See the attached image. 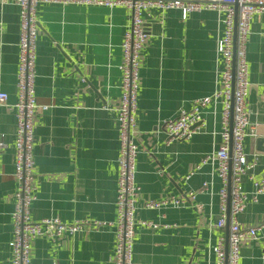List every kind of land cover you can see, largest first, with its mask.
Returning a JSON list of instances; mask_svg holds the SVG:
<instances>
[{"label": "crops", "instance_id": "1", "mask_svg": "<svg viewBox=\"0 0 264 264\" xmlns=\"http://www.w3.org/2000/svg\"><path fill=\"white\" fill-rule=\"evenodd\" d=\"M36 15L34 93L48 108L35 116L30 217L90 223L72 236L34 238L30 264H113L119 154L114 108L129 14L123 6L41 3ZM144 20L148 39L141 52L133 134L140 188L135 219L158 226H136L132 264H215L214 247L220 237L226 239L228 227L216 226L222 186L216 161L203 158L221 142L223 96L203 107L200 128L188 139L168 142L162 123L218 86L219 12L201 9L184 18L179 8H151ZM18 39L19 8L0 0V91L8 95V106H0V264H11L16 119L9 105L17 97ZM246 63L247 130L253 126L255 136L244 139V151L254 162L242 181L247 199L237 218L244 228L264 223V192L253 199V180L264 176V150L257 148V138L264 137V14L250 20ZM191 191L195 198L187 205L146 206L169 196L189 198ZM263 253L264 227L242 243L238 264H264Z\"/></svg>", "mask_w": 264, "mask_h": 264}, {"label": "built area", "instance_id": "2", "mask_svg": "<svg viewBox=\"0 0 264 264\" xmlns=\"http://www.w3.org/2000/svg\"><path fill=\"white\" fill-rule=\"evenodd\" d=\"M14 3L19 8L18 65L16 72L17 97L9 105L16 119L14 132V209L12 211L13 233L8 242L11 251V264H30L31 242L44 235L60 239L64 234L74 235L87 226L90 221L64 223L58 218H44L33 221L30 217V205L34 195V159L33 134L35 116L38 110H46L48 105H39L34 93L35 58L37 39V6L41 3L56 4H96L107 7L123 6L129 14V25L121 43L122 61L120 98L115 110L118 129L119 154L116 177V218L115 246L111 260L113 264H132V247L136 235V226L156 228L152 221H136V202L140 188L135 182V158L138 146L134 141L136 109L139 89V65L142 49L148 39L144 15L151 8H179L182 17L189 12L201 9H215L219 12L222 35L217 40L216 52L222 61L218 86L212 95L195 99L190 108L180 109L177 114L162 123L167 141L185 140L199 130L201 112L207 104L223 96L221 142L219 147L203 158V161H216V172L221 180L219 195L221 214L217 227H228L226 239L219 238L214 247L215 264H238L240 248L247 239H255L257 231L264 223L244 228L238 220L243 211L247 195L242 181L254 167L244 151V139L255 136L254 127L249 126L246 97L249 91L248 66L246 63V44L249 35L250 20L255 14H264V0H2ZM8 95L0 91V106L7 105ZM8 106V105H7ZM197 124L196 126H194ZM194 126V127H193ZM3 144L0 142V149ZM194 173L191 171L187 178ZM254 196L264 192V176L253 180ZM207 184L203 183V187ZM193 191L189 198L169 196L159 201H148L149 208L166 205L184 206L189 199H194ZM229 210L227 215V200ZM199 211L201 204H193ZM92 224L99 226V221ZM227 240V250L225 245ZM264 259V253L262 254ZM52 264H66L54 262Z\"/></svg>", "mask_w": 264, "mask_h": 264}, {"label": "water", "instance_id": "3", "mask_svg": "<svg viewBox=\"0 0 264 264\" xmlns=\"http://www.w3.org/2000/svg\"><path fill=\"white\" fill-rule=\"evenodd\" d=\"M197 124H195L194 126H196ZM263 144H264V137L257 138V148L261 149V150H264ZM228 210H229V196H228V200H227V215H228ZM225 250H227V240H226V243H225Z\"/></svg>", "mask_w": 264, "mask_h": 264}]
</instances>
